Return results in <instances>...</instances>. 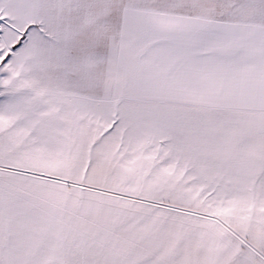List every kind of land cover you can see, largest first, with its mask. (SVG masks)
<instances>
[{
	"label": "snow or ice",
	"instance_id": "1",
	"mask_svg": "<svg viewBox=\"0 0 264 264\" xmlns=\"http://www.w3.org/2000/svg\"><path fill=\"white\" fill-rule=\"evenodd\" d=\"M0 264H264V0H0Z\"/></svg>",
	"mask_w": 264,
	"mask_h": 264
}]
</instances>
